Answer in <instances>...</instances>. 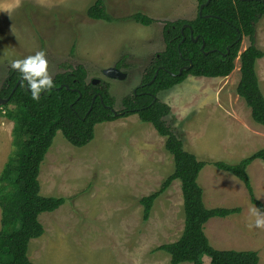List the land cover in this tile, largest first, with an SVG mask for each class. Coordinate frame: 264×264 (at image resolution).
Returning <instances> with one entry per match:
<instances>
[{"label":"rangeland","instance_id":"obj_1","mask_svg":"<svg viewBox=\"0 0 264 264\" xmlns=\"http://www.w3.org/2000/svg\"><path fill=\"white\" fill-rule=\"evenodd\" d=\"M93 1L4 0L12 7L0 11V86L11 60L43 51L50 77L67 65L82 64L87 81H108L117 109L120 98L140 83L149 60L164 49V21L190 20L197 13L196 0H105L114 18L108 22L87 17L85 9ZM136 11L155 21L142 25L125 19ZM254 36V44L264 53V15L255 24ZM248 44L243 36L240 50ZM122 56L125 65L120 70L125 78L107 77L103 70L114 67ZM238 67L236 59L226 78L190 75L156 97L169 105L165 121L184 149L206 163L198 175L205 205L240 207L239 213L212 217L204 224L210 244L217 249L256 250L258 264H264V228L248 227L249 208L255 206L245 187L232 174L210 164L215 160L235 163L264 148V128L251 119L249 108L235 93ZM256 74L264 94V56L257 60ZM1 110L0 152L8 156L13 151V121L4 116L5 108ZM129 116L96 124L93 139L81 147L56 132L40 166L39 192L66 200L56 210L39 214L43 234L29 240L31 262L170 264L169 255L156 248L182 233L180 182H171L143 221L138 200L158 189L173 171V160L164 148V137L137 115ZM247 173L264 212V161L253 160ZM208 262L203 256L202 264Z\"/></svg>","mask_w":264,"mask_h":264},{"label":"trees","instance_id":"obj_2","mask_svg":"<svg viewBox=\"0 0 264 264\" xmlns=\"http://www.w3.org/2000/svg\"><path fill=\"white\" fill-rule=\"evenodd\" d=\"M196 1L197 13L193 19L164 21L161 28L164 49L149 60L140 83L120 98L117 109L108 81H87V70L82 64L67 65L50 77L52 87L42 90L38 100L32 99L19 70L8 67L0 86V99H7L2 104L4 116L13 121V151L0 172V264H35L29 260L27 248L30 239L43 234L38 216L56 210L66 200L39 192L40 166L56 132L71 145L81 147L93 139L96 124L132 114L151 124L164 137V148L173 160V171L158 189L138 200L143 221L149 218L154 201L171 182L175 179L180 182L182 233L177 240L160 244L156 250L166 252L170 264H202L203 256L208 257V264H258L256 250L217 249L210 244L204 224L212 217L239 213L240 207L205 205L198 175L206 163L184 149L180 137L165 121L170 113L169 105L159 101L156 94L182 83L190 75L226 77L238 59L240 75L235 93L249 108L251 119L264 128V96L255 73L256 60L264 53L254 44L255 24L264 15V0H210L200 13L199 6L206 0ZM85 13L91 20H114L107 12L105 0H94ZM125 19L142 25L155 21L142 11L133 12ZM243 36L249 44L240 50ZM123 58L114 67L122 69ZM256 159L264 161V148L235 163L215 160L210 164L239 179L249 201L262 211L263 205L254 196L247 173V167Z\"/></svg>","mask_w":264,"mask_h":264},{"label":"clouds","instance_id":"obj_3","mask_svg":"<svg viewBox=\"0 0 264 264\" xmlns=\"http://www.w3.org/2000/svg\"><path fill=\"white\" fill-rule=\"evenodd\" d=\"M11 7L12 5L0 0V11H10ZM10 63L11 67L19 70L22 78L27 81L32 99L38 100L42 90L52 87L53 81L47 74V60L43 51H37L23 59H13ZM249 214L252 220L248 227L264 228V212L258 207H250Z\"/></svg>","mask_w":264,"mask_h":264},{"label":"water","instance_id":"obj_4","mask_svg":"<svg viewBox=\"0 0 264 264\" xmlns=\"http://www.w3.org/2000/svg\"><path fill=\"white\" fill-rule=\"evenodd\" d=\"M210 2V0H206L203 4H201L199 6V13L201 12L202 8L207 5ZM197 37H195L193 40H196ZM203 48V45L201 46V49ZM182 69H180L179 71H181ZM103 73L109 77V78H116V79H123L126 76V73L121 71L119 68L116 67H108L106 69L103 70ZM20 81V80H19ZM19 81L16 83L15 87L17 86V84L19 83ZM98 81V79H92L91 82L92 83H96ZM7 101V99H0V105L4 104Z\"/></svg>","mask_w":264,"mask_h":264},{"label":"crops","instance_id":"obj_5","mask_svg":"<svg viewBox=\"0 0 264 264\" xmlns=\"http://www.w3.org/2000/svg\"><path fill=\"white\" fill-rule=\"evenodd\" d=\"M254 39H255V36H254ZM256 47L258 48V46L256 45ZM259 49V48H258ZM260 59V58H259ZM258 60V59H257ZM257 60H256V63H255V73H256V66H257ZM239 68V67H238ZM238 71H239V69H238ZM240 75V74H239ZM256 76H257V74H256ZM226 77H230V74L228 75V76H226ZM226 77H224V78H226ZM213 79V78H212ZM239 80V79H238ZM257 80H258V85H259V79L257 78ZM260 88V87H259ZM262 88V87H261ZM262 92V94H263V91H261ZM263 96H264V94H263ZM130 117V116H129ZM4 149V148H3ZM10 155H5L4 156V151H1L0 152V164H1V170H0V172L2 171V168H3V166H4V164L6 163V161L8 160V157H9Z\"/></svg>","mask_w":264,"mask_h":264}]
</instances>
